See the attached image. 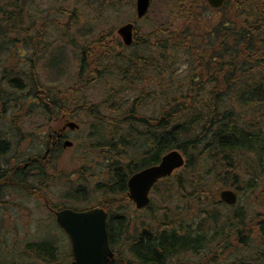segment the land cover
Masks as SVG:
<instances>
[{"label": "trees", "instance_id": "obj_1", "mask_svg": "<svg viewBox=\"0 0 264 264\" xmlns=\"http://www.w3.org/2000/svg\"><path fill=\"white\" fill-rule=\"evenodd\" d=\"M94 1L42 10L31 0H0V162L9 163L13 151L15 136L4 127L11 116L38 115L47 119L41 126L62 115L88 120L83 164L73 162L70 174L59 176L55 166L37 167L25 189L55 209L66 208L67 199H95L109 215L112 264H184L188 255L196 260L185 264H264V0H227L220 8L169 0L167 23L138 29L131 46L114 29L96 33L90 25L109 23L122 0ZM68 45L79 68L63 90L50 80ZM50 51L55 56L42 74L39 63ZM94 87L103 99L90 104ZM173 149L186 165L155 186L157 208L149 206L138 222L128 179ZM62 152L53 149L46 163ZM98 160L103 166L94 169ZM76 175L74 189L66 181ZM60 183L67 185L61 206L52 202ZM223 189L236 191L235 207L220 200ZM34 244V255L57 264L55 244Z\"/></svg>", "mask_w": 264, "mask_h": 264}, {"label": "rangeland", "instance_id": "obj_2", "mask_svg": "<svg viewBox=\"0 0 264 264\" xmlns=\"http://www.w3.org/2000/svg\"><path fill=\"white\" fill-rule=\"evenodd\" d=\"M60 1L64 0H31V2L36 5L37 8L42 10L51 6L65 7L66 5L63 4V2L60 3ZM103 1L104 0L94 1L95 7L100 6ZM168 1L169 0H151L146 16L138 21V29L145 32H151L157 26L167 23V21L170 19V11L167 4ZM183 1L184 0H181L180 4L184 3ZM54 2H57L58 4L52 5ZM122 4L123 6L121 12H110L111 14L113 13L112 17L115 16L116 18L118 16L119 18H114L109 23L90 21V25L97 27L95 29L96 33L99 32L104 26L110 27L115 30V37L120 38L117 33L118 28L127 22H133L134 18L136 17V0H122ZM62 18L63 17H61L60 20ZM205 18L208 19V16ZM66 22L67 19H62V24ZM73 31L76 32V30ZM52 47L53 46H50L51 49ZM52 51L54 50L52 49ZM52 51H50L47 56L45 55V58L39 63L40 67L38 71L42 74L47 73V69H45L43 66H46V62L55 56L54 54H51L53 53ZM21 52L24 53L22 48ZM17 53L18 54H15L14 57L15 64L22 57L21 53L18 51ZM30 55L31 52H28L24 57H28ZM59 55L60 54H58L54 59L56 60V63H59V66L58 68H55L54 73L51 74L54 76V78H52L50 82L53 84H58L61 89L66 90L67 86L72 85L76 81L79 65L77 64L74 49L70 45L66 47L65 52L62 55ZM6 62L7 61L4 63L5 65ZM28 64L29 63L25 65ZM95 88L96 87L90 89L89 91V94L91 95V98L89 97L90 104L98 103L103 99H100V96H95L97 93ZM18 120L19 123L17 124V128H14L12 123L6 122V128H8L10 132L13 131L15 133L13 140V151L9 158L11 159L14 154H16L19 159L18 161L20 163L23 162V164H26L28 159H32L33 157L40 158L41 155H44L45 151L48 150L46 149L47 146L49 147V143L52 141V139L50 140L49 137L53 136L55 132L49 136V128L53 125V123L42 126L39 125L42 122L45 123L47 119L39 117L38 115H29L25 119ZM86 121L88 123H85L82 121V119L76 120V122L80 124L79 129L76 127L72 129L70 126L66 127L69 137L72 140V144L71 146L63 149V152L61 153L62 155L57 159V163L50 162L47 164L46 160L48 158L44 160L39 159L36 161L37 164H39L38 167L40 165V167L55 166L57 168L56 173L59 176L64 171L70 174L69 171L74 168L73 162H79L80 165H82L83 160H85V154H88L86 146L89 143L88 135L91 132V128L89 127L90 121ZM2 131L5 134H8L4 128ZM23 131L24 133H22ZM36 140H39V142ZM30 148H33L34 152H32ZM98 162L100 163L99 160ZM2 163L4 162H0V164ZM91 166L95 167L94 169H100L99 166H103V164H91ZM34 171L38 172L37 167H35V170L29 169L27 171L28 174L26 175L25 172L23 173V178H25L21 181V185L19 187L14 186L16 184L5 187L4 195H2V198L0 199V264H49L46 261L40 260L38 256L36 254L34 255L32 252V248L34 247L33 245H35L34 243H39L41 241H51L57 246L55 254V260H57V264H72L69 239L66 233L57 224L55 214L50 209V201L46 197H43V195L37 190L35 191L33 189H25L33 186L32 184L30 185L28 180L29 178L36 177L34 174H31V172L34 173ZM26 178L28 180H26ZM78 178L79 175H76L73 176L69 181H65L70 183V186L73 184L75 189V187H79L77 184L78 181H76ZM97 180L93 178L90 184L89 191L91 194L93 193V187ZM65 187H67V185L60 183L58 187L55 186L52 188V202L55 205L61 206L63 204V198L61 195L64 194L63 189ZM14 192H16V194H14ZM151 197L153 199L152 204L154 205L152 208L156 209L157 201L155 200L156 196L154 192L152 193ZM96 202L97 201L95 199L89 203L74 199H67L65 206L77 209H85L91 208V205H95ZM237 203H239V196H237V202L233 204L234 207L237 205ZM150 209L138 210L135 205H133L131 214L135 215L134 218H136L139 222V217L145 213H150ZM194 260L196 259L190 255L186 257L187 263H190ZM216 261H218V259Z\"/></svg>", "mask_w": 264, "mask_h": 264}, {"label": "water", "instance_id": "obj_3", "mask_svg": "<svg viewBox=\"0 0 264 264\" xmlns=\"http://www.w3.org/2000/svg\"><path fill=\"white\" fill-rule=\"evenodd\" d=\"M226 0H208L213 8L221 7ZM151 0H137V17L142 18L148 12ZM133 23H127L118 29L125 44L133 42ZM74 128L76 124L70 123ZM67 141L65 146H70ZM185 164V157L179 150H172L163 156L159 164L147 167L135 173L128 181L129 197L138 208L150 203V191L163 177L171 175ZM221 199L229 204L237 202L234 190L222 191ZM57 222L67 233L73 256L72 264H110L114 253L110 248L107 231V213L101 208L82 211L64 209L56 211Z\"/></svg>", "mask_w": 264, "mask_h": 264}, {"label": "flooded vegetation", "instance_id": "obj_4", "mask_svg": "<svg viewBox=\"0 0 264 264\" xmlns=\"http://www.w3.org/2000/svg\"><path fill=\"white\" fill-rule=\"evenodd\" d=\"M135 29H136L135 30L136 32L137 27ZM21 117L22 116L9 117L8 118L9 120L6 122L12 123L13 127L17 128V124L19 123L18 119H21ZM4 119L6 120V117H4ZM50 120H51L50 123H53V125L52 126L48 125L50 126L48 134L49 136H51L53 132H55V134L53 135L54 137L51 136L53 137L52 141H50L49 147L47 146L49 153L51 152L52 149H58V150L64 149L63 148L64 141L66 139H70L68 131L66 129L68 119L64 115L58 116V117H51ZM4 127H6V124ZM12 134H14L15 136V133L13 131H12ZM39 159L40 158L33 157L32 159H28L26 164H23V162L20 163L18 161L19 160L18 156L14 154V156L10 159L9 163L4 162L0 164V199L2 198V195H4L5 187H8V185H13V184H16L14 186H17V187L21 185V181L24 179L22 178L23 173L25 172V175H26L28 174L27 171L29 169L35 170V167H38L39 165L37 164L36 161ZM35 173L36 171H34V173L31 172V174H34V175ZM14 194H16V192H14Z\"/></svg>", "mask_w": 264, "mask_h": 264}]
</instances>
